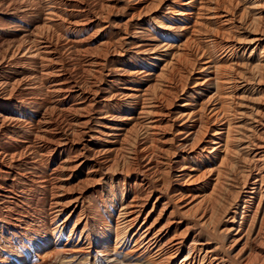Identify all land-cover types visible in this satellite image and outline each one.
I'll return each instance as SVG.
<instances>
[{
    "label": "bare ground",
    "instance_id": "6f19581e",
    "mask_svg": "<svg viewBox=\"0 0 264 264\" xmlns=\"http://www.w3.org/2000/svg\"><path fill=\"white\" fill-rule=\"evenodd\" d=\"M81 1L27 2L37 7L36 20L23 23L21 40L0 44V137L17 146L9 151L0 147V177L12 174L11 162L24 160L45 171L33 181L38 190L49 185L54 190L48 236L18 244L8 260L0 253V264H32L51 254L78 210L79 196L64 203L58 198L63 183L83 177L90 186L118 168L141 173L137 190L126 184L119 200H113L120 205L119 221L108 229L120 254L136 258V264H264V0H142L145 11L166 10L158 22L131 34L149 67L112 70L107 55L91 53L76 38L109 9L111 0H98L96 13ZM75 2L91 13L85 23L74 10L80 7L70 5ZM123 31L128 34L127 24ZM145 35L150 37L143 40ZM121 41L120 36L102 46L120 47ZM68 55L86 59L80 67L90 77L85 85L70 84L65 77L62 62ZM26 63L34 70L19 67ZM11 69L14 76H4ZM113 78L120 84L113 94L126 105L120 109L103 106L111 101L104 98V82ZM23 95L41 111L21 110ZM55 118L66 124V132L55 131ZM10 130H25L36 143L12 140ZM69 134L98 144L82 146L75 154ZM11 182L0 183V199H13ZM66 210L68 215L55 224ZM79 212L65 246L77 236L79 252L87 255L91 238ZM196 227L204 234L195 233ZM17 228L24 239L27 227ZM190 237L197 247L177 262ZM105 240L102 245L110 244V238Z\"/></svg>",
    "mask_w": 264,
    "mask_h": 264
},
{
    "label": "rangeland",
    "instance_id": "374dc122",
    "mask_svg": "<svg viewBox=\"0 0 264 264\" xmlns=\"http://www.w3.org/2000/svg\"><path fill=\"white\" fill-rule=\"evenodd\" d=\"M23 1V2H21ZM0 0V44L1 43H6L7 41L11 42L13 40H21L22 39V33H21V26H23V23H30L33 21H35L38 16V9L34 4H29L32 0ZM83 1V0H82ZM81 1V3L83 4V7L85 8V4H86V10H89V12H91V10L93 9L92 13H96L99 11L98 9V4L97 1L98 0H84L83 2ZM129 0H111L109 3V9L108 10H104L103 14L101 15V17H98L93 23V25H90L88 27H85L83 30L85 31H81V35L78 34V36H76L77 40L81 39V46L82 48L91 50V53H95L96 51H98L99 55L102 57L103 55H107L106 57V61L107 62V68L108 70H112V69H117L119 68H124V66H131L132 68H137V69H146L148 68L149 64L145 61L144 59V55L143 53H141L140 49H135L134 46V42L131 37L133 35V32L139 31L141 29H146L148 28L150 24V22H158L160 20V17H162L160 14H162L161 12L166 11V10H159L157 8L152 7L151 10L147 9L145 11V9L142 8V0H130L129 2H127ZM172 0H170L169 2H171ZM25 2V3H24ZM28 2V3H27ZM22 3V5L20 4ZM113 3V5L111 4ZM131 3V5L129 4ZM19 4V5H18ZM23 4H25L23 6ZM78 6L80 7L79 9H74L79 11L78 15V20L81 23H85L86 19L88 16H90V14H88V12L85 11V9L82 8L81 5H78L77 2L75 3H71L70 5ZM96 5V6H95ZM116 5V6H115ZM138 5V6H137ZM17 6V10L16 7ZM31 9H29V7ZM112 6V7H111ZM115 6V8L113 7ZM14 7V8H13ZM19 7V8H18ZM127 7H129L127 9ZM139 9L142 8V9ZM24 9V11L22 9ZM71 8V7H70ZM96 11H95V9ZM135 8V9H134ZM36 11H35V10ZM81 9V10H80ZM137 9V10H136ZM31 10V11H30ZM134 10V11H133ZM143 10V11H142ZM83 11V12H82ZM106 11V12H105ZM131 13H130V12ZM137 11V12H136ZM150 11V12H149ZM34 12V13H33ZM36 12V14H35ZM85 12V13H84ZM128 12V13H127ZM140 12V13H139ZM18 13V14H17ZM23 15H22V14ZM27 13V14H26ZM130 13V14H129ZM133 13V14H132ZM160 13V14H159ZM29 14V15H28ZM31 14V16H30ZM144 14V15H143ZM158 14V15H157ZM28 15V16H27ZM105 15V16H104ZM107 15V16H106ZM109 15V17H108ZM135 15V16H134ZM139 15V16H138ZM142 15V16H141ZM24 16V17H22ZM80 16V17H79ZM138 16V17H137ZM30 17V18H29ZM83 17V18H81ZM104 17V18H103ZM108 17V18H106ZM129 17V18H128ZM154 17V18H153ZM156 17V18H155ZM159 17V18H158ZM26 18V19H25ZM29 18V19H28ZM80 18V19H79ZM106 18V19H105ZM23 19V20H22ZM28 19V20H27ZM83 19V20H82ZM104 19V20H103ZM108 19V20H107ZM157 19V20H156ZM33 20V21H32ZM107 20V21H106ZM131 20V21H130ZM141 20V21H140ZM20 21V22H19ZM127 22V23H126ZM20 23V24H19ZM127 24V29H128V36L124 34L123 31V27L124 24ZM142 23V24H141ZM31 24V23H30ZM141 24V25H140ZM129 25V26H128ZM114 26V27H113ZM116 26V27H115ZM119 26V27H117ZM123 26V27H122ZM108 27V28H107ZM122 27V28H121ZM139 27V28H138ZM144 27V28H143ZM90 30H89V29ZM101 30H100V29ZM118 28V29H117ZM135 28V29H134ZM96 29V30H95ZM138 29V30H137ZM232 29V28H231ZM99 30V31H98ZM116 30V31H115ZM234 30V29H233ZM20 32V33H19ZM84 32V33H83ZM97 32V33H95ZM108 32V33H107ZM122 32V33H121ZM234 32V31H233ZM100 33V34H99ZM102 33V34H101ZM106 34V35H105ZM17 35V36H16ZM114 35V36H113ZM113 36V37H112ZM121 36V45L120 48L119 46H115L112 47L111 45H113V42H115L117 40V38L119 39ZM147 36V37H146ZM8 37V38H7ZM13 37V38H12ZM84 37V38H83ZM88 37V38H87ZM109 37V39H108ZM150 36L145 35L142 37L143 40H146L147 38H149ZM87 40H86V39ZM90 38V39H89ZM94 38V39H93ZM124 38H126L124 40ZM8 39V40H7ZM111 39V40H110ZM86 40V41H85ZM107 40V41H106ZM110 40V41H109ZM124 40V41H123ZM5 41V42H4ZM105 42V44H111L110 47L108 46L107 48H105L104 46H102ZM100 42V43H99ZM84 43V44H83ZM91 43V44H90ZM95 44V45H94ZM101 46L104 48H99ZM85 45V46H84ZM87 45V46H86ZM99 47H98V46ZM126 45V46H125ZM97 46V47H95ZM125 46V47H124ZM128 47V48H127ZM132 47V48H131ZM98 48V49H97ZM111 48V49H110ZM115 49V50H114ZM117 49V50H116ZM121 49V50H119ZM131 49V50H129ZM102 51V53L100 52ZM116 51V52H115ZM121 51V53H120ZM138 51V52H137ZM140 51V52H139ZM105 52V53H104ZM97 53V54H98ZM117 53V54H116ZM132 53V54H130ZM141 53V54H140ZM112 54V55H111ZM127 54V55H126ZM85 55V54H82ZM119 55V56H118ZM131 55V56H130ZM139 55V56H138ZM109 56V57H108ZM114 56V57H113ZM73 57V56H72ZM70 55H68V57L65 56V58H63V69H64V74L65 77L68 79V82L70 84L75 85L77 83L80 85H85L87 81L90 80L89 76H86V74L82 71V66L85 64V58L83 57H77L74 59V57L72 58ZM137 57V58H136ZM69 58L70 61H69ZM109 58V59H108ZM112 60H111V59ZM134 58V59H133ZM141 58V59H139ZM143 58V60H142ZM73 59V60H72ZM75 60V61H74ZM126 62H125V61ZM142 62H141V61ZM81 61V62H80ZM118 61V62H117ZM132 61V62H131ZM136 61V62H135ZM68 62V63H67ZM76 62V63H75ZM111 62V63H109ZM128 62V63H127ZM66 63V64H65ZM135 63V64H134ZM113 64V65H112ZM122 64V65H121ZM138 64V66H137ZM24 65V64H23ZM20 64V68L25 69L26 71H30V70H34L33 66L30 64H25V66H23ZM143 65V66H142ZM29 66V67H26ZM147 66V67H146ZM31 67V68H30ZM81 67V68H80ZM30 68V69H29ZM28 69V70H27ZM11 70H5L4 71V76L7 77H12L14 76V71ZM13 72V73H12ZM67 74H66V73ZM82 73V74H81ZM82 78V79H81ZM77 80V81H76ZM107 80L104 82V84L106 86H104L105 88V97L106 99L109 100L110 97V102H102L101 104H103L104 107H106V105L109 104V109H117V108H122L126 105H122L121 100L118 98V96H115L114 94L116 93V90L118 87H120L119 83L117 81H115L116 79H112L109 81H112L111 83L108 82ZM74 81V82H73ZM80 81V82H79ZM86 81V82H85ZM85 82V83H84ZM111 84V85H110ZM108 86V87H107ZM117 87V88H116ZM107 91V92H106ZM109 91V92H108ZM114 91V92H111ZM108 93V95H107ZM114 93V94H113ZM112 94V95H111ZM107 95V96H106ZM114 96V97H112ZM21 96H19L20 98ZM114 99H112V98ZM24 98V99H23ZM28 97L27 96H22L20 100L21 102V106L20 109L21 110H27L28 112H34V111H41V109L37 110L33 104H27L28 101H26ZM23 99V100H22ZM105 99V100H106ZM28 100V99H27ZM116 100V101H115ZM117 102V103H116ZM111 104V105H110ZM16 107L18 105H15ZM25 106V107H24ZM113 106V107H112ZM15 107V108H16ZM19 108V107H17ZM33 108V110H32ZM31 109V110H30ZM30 110V111H29ZM27 117V116H26ZM29 118V116H28ZM55 123L56 128L55 131H61V132H66V124L61 121L60 119L55 118ZM61 121V122H60ZM64 125H63V124ZM60 126V127H59ZM63 131H62V130ZM11 131V132H10ZM9 131V137L12 140H16L18 139V142H20L21 138V142H26V141H30L31 143H36L35 141H33V136H31L30 134H27L25 132V130H10ZM18 131V132H17ZM14 132V133H13ZM22 132V133H21ZM26 134V135H24ZM14 135V136H13ZM15 135H17L15 137ZM30 135V136H29ZM69 134V138L73 141L72 142V147H76L74 150V152H76L75 154L79 153V149L83 146V147H95L97 146L98 142L96 141H91L88 140L87 136L83 137L82 139L80 137H78L76 134ZM12 136V137H11ZM4 137H0V147H2L4 150L9 151L10 147H17L15 146V144L10 143L8 145V142L5 141V139H3ZM20 138V139H19ZM28 138V139H27ZM26 139V140H25ZM76 141V142H75ZM80 141V142H79ZM78 142V143H77ZM82 143V144H81ZM84 144V145H83ZM8 146V147H7ZM24 161V160H23ZM21 161H14L11 162V165H13V172L11 175L9 176H1L0 177V183L4 182L5 179H7L8 181H12V184H9V190H12V193L10 194L11 198H13L12 200L9 199H0V253L1 256H3V258H5L6 260L10 259L13 257V251L15 252L16 247H18V244L23 243L26 244V242H30V243H34L38 240V237H43L44 236H48V231H45L47 229V227L49 226L48 224L50 223V217H49V209L48 207L50 206L51 203V194H54V190L52 189V191L50 190L52 187L51 185L48 186V190H43V189H39L36 187L37 185L34 184V182L43 177L45 175V171L43 170V168L41 167H36V166H31L29 164H27L26 162ZM22 162V164H21ZM13 163V164H12ZM26 163V164H25ZM26 165V167L24 166ZM28 165V166H27ZM15 166V167H14ZM24 167V168H23ZM29 167V169H28ZM34 167V168H33ZM15 168V169H14ZM31 171V172H28ZM38 169V170H37ZM17 172V173H16ZM23 172V174H22ZM42 172V173H41ZM19 173L21 175H19ZM32 175H30V174ZM115 173V174H114ZM121 173V174H120ZM125 175H124V174ZM140 172H138L137 170H134L133 173L132 172H128L126 169L124 168H118L117 170L111 171L109 173H107L106 175H104L103 179L95 182L94 184H86L85 183V178L83 177H79L75 180H72V182H64L62 185V191L59 195V199L62 203L64 202H68L74 198H77L79 196V200H78V210L76 211L75 214H71L70 217L68 218V221L66 223V225H64V229L61 233L62 237L60 240V243L58 244V246L51 251V254H47L45 256V258L41 261H38L37 263H32V264H44L48 263V264H134V262L136 261V258L130 260L131 258L129 257H125L124 254H120L119 248H117V246L114 243V239H115V235L110 231L109 232V226L113 227L115 225V223L117 221H119L118 218V210L120 208V205L118 202H116L117 200H119V197H121V193L123 192L125 188L126 184H129L131 186V189H136L139 188V178H140ZM24 175V176H23ZM26 175V176H25ZM29 175V176H27ZM37 175H41L40 177ZM112 175V176H111ZM128 175V176H127ZM17 176V177H16ZM19 176V177H18ZM111 176V177H110ZM10 179H9V178ZM33 177V178H32ZM2 178V179H1ZM38 178V179H37ZM129 178V179H128ZM16 179V180H15ZM22 179V180H21ZM29 179V180H28ZM36 179V180H35ZM81 179V180H80ZM79 180V181H77ZM84 180V181H83ZM106 180V182H105ZM110 180V181H109ZM30 181V182H29ZM34 181V182H33ZM112 181V182H111ZM21 182V183H20ZM23 182V184H22ZM28 182V183H26ZM75 182V183H74ZM78 182V185L77 183ZM80 182V183H79ZM136 182V183H135ZM14 183V184H13ZM18 183V184H17ZM69 183V184H67ZM74 183V184H73ZM99 183V184H98ZM105 183V184H104ZM107 183V184H106ZM118 183V184H117ZM122 183V184H121ZM124 183V184H123ZM23 186H22V185ZM73 184V185H72ZM81 184V185H80ZM88 186H85V185ZM117 184V185H115ZM133 184V185H132ZM137 184V185H136ZM12 185V186H11ZM30 185L33 187H30ZM75 185V186H74ZM77 185V186H76ZM84 185V186H83ZM110 185V186H109ZM120 185V186H119ZM123 185V186H122ZM136 185V186H135ZM67 186V187H65ZM74 190H71V188ZM73 186V187H72ZM83 186V187H82ZM93 186V187H92ZM133 186V187H132ZM77 187V189H76ZM108 187V188H107ZM116 187V189H115ZM15 188V190H14ZM21 188V189H20ZM50 188V189H49ZM68 188V189H67ZM105 189V190H103ZM17 193H15V192ZM34 191V192H33ZM44 191H46L44 193ZM51 191V192H50ZM68 191V193H67ZM72 191V192H71ZM14 192V193H13ZM38 192V193H37ZM49 192V194H48ZM80 192V193H79ZM102 192V193H101ZM111 192V193H110ZM119 192V193H118ZM37 193V194H36ZM40 193V194H39ZM64 193V194H63ZM114 193V194H113ZM44 194V195H42ZM77 194V195H76ZM13 195V196H12ZM47 195V196H46ZM76 195V196H75ZM85 195V196H84ZM45 196V197H44ZM20 197V198H19ZM67 197V199H66ZM85 197V198H84ZM103 197V198H102ZM118 197V198H117ZM15 198V199H14ZM19 198V199H18ZM45 198V199H44ZM70 200H69V199ZM84 198V199H83ZM48 199V200H47ZM83 199V200H82ZM64 200V201H63ZM111 200H116L111 202ZM21 201V202H20ZM45 201V203H44ZM50 201V202H49ZM13 202V203H10ZM82 202V203H81ZM4 203V204H3ZM20 203V204H19ZM98 203V204H97ZM11 204V205H10ZM48 204V205H47ZM113 204V205H112ZM118 204V205H117ZM4 205V206H3ZM7 205V206H6ZM19 205V206H18ZM45 205V206H44ZM81 205V207H80ZM116 206V207H115ZM10 210H9V208ZM16 207V208H15ZM84 209H83V208ZM98 207V208H97ZM12 208V209H11ZM19 208V209H18ZM86 208V209H85ZM104 208V209H103ZM107 208V209H106ZM88 209V210H87ZM13 210V211H12ZM99 210V211H98ZM113 210V211H112ZM115 210V211H114ZM24 211V212H23ZM79 211H83V216L86 218L87 220V231L89 232L90 238H91V249L89 250V254H82L81 252H79V247L76 246L77 244V236H74L73 239L70 240V244L66 245L67 243V239L69 236V232L71 231V227L75 224L76 219H78L79 217ZM85 211V212H84ZM8 212V213H7ZM27 212V213H26ZM79 212V213H78ZM101 212V213H100ZM16 213V214H15ZM47 213V214H46ZM69 213V210H66L65 212L62 213L61 217L58 218L55 222V224H59L60 221L63 220V218H65ZM87 213V214H86ZM99 215H98V214ZM5 214V215H4ZM46 214V215H45ZM95 214V215H94ZM3 215V216H2ZM18 215V216H17ZM21 215V216H20ZM90 217H89V216ZM94 215V216H93ZM113 215V216H111ZM8 216V218L6 217ZM45 217V218H44ZM102 217V218H100ZM106 217V218H105ZM92 218V219H91ZM7 219V220H5ZM10 219V221H9ZM48 219V220H47ZM5 220V221H4ZM20 220V221H19ZM25 220V221H24ZM103 223H102V221ZM33 221V222H32ZM49 221V222H48ZM95 221V222H94ZM9 222V223H8ZM35 222V223H34ZM45 222V223H44ZM108 222V223H107ZM17 223V224H16ZM20 225H19V224ZM28 223V224H27ZM32 223V224H31ZM42 223V224H41ZM102 223V224H101ZM16 224V225H15ZM37 224V225H36ZM92 224V225H91ZM106 224V225H104ZM19 225V226H18ZM36 225V226H35ZM42 225V226H41ZM46 225V226H45ZM90 225V226H89ZM13 226V227H12ZM92 226V227H91ZM20 227L22 229H25V227H27L25 229V231H23L24 233H26L27 236H25V238H20L18 237V228ZM29 227V228H28ZM102 227V228H101ZM107 227V228H106ZM6 228V229H5ZM38 228V229H37ZM91 228V229H90ZM17 229V230H16ZM70 229V230H69ZM48 230V229H47ZM92 230V231H91ZM14 231V232H13ZM195 233L197 234H204V232L196 227L195 228ZM3 232V233H2ZM13 232V234H12ZM28 232V233H27ZM41 232V233H40ZM102 232V233H101ZM112 233V235H111ZM97 234V235H96ZM40 235V236H39ZM12 236V237H11ZM17 236V237H16ZM101 238H100V237ZM7 237V238H6ZM27 237V238H26ZM97 237V238H96ZM110 238L111 242L108 245H102V243H106L105 238ZM203 237V236H202ZM20 238V239H18ZM29 238V239H28ZM12 239V240H11ZM102 239V240H101ZM10 240V241H9ZM8 241V242H7ZM19 241V242H18ZM100 241V242H99ZM191 241V242H190ZM66 242V243H65ZM76 242V244H75ZM98 242V244H97ZM102 242V243H101ZM196 242V243H195ZM198 241H194L191 239V237L188 240L186 249H184V251L179 255L177 262H180V260H183L184 257L188 254L189 249H193L197 247V243ZM11 243V244H10ZM104 243V244H105ZM191 243V244H190ZM16 244V246H15ZM61 244V245H60ZM103 247H102V246ZM110 245V246H109ZM115 245V247H114ZM102 247V248H99ZM131 245H127L126 250L130 249ZM68 247V248H67ZM78 247V248H77ZM96 247H98V249H96ZM193 247V248H192ZM61 248V249H60ZM65 248V249H64ZM111 248V249H110ZM115 248V249H114ZM67 249V250H66ZM95 249V250H94ZM109 249V250H108ZM65 250V251H64ZM101 251V253H96L95 251ZM102 250L107 254H105L104 252H102ZM116 250V251H115ZM6 251V252H5ZM109 251V252H108ZM113 251V252H112ZM187 251V254H186ZM79 252V253H78ZM112 252V253H111ZM118 252V253H116ZM3 253V254H2ZM55 253V254H54ZM64 253V255H63ZM72 253V254H71ZM96 253V254H95ZM6 254V255H5ZM101 254V256L99 255ZM104 254V255H102ZM117 254V255H116ZM60 256V257H59ZM103 256V257H102ZM50 257V258H49ZM59 257V258H58ZM62 257V258H61ZM102 257V258H101ZM50 260H49V259ZM115 258V259H114ZM55 259V260H54ZM59 259V260H58ZM106 259V260H105ZM46 260V261H45ZM57 260V261H56ZM51 261V262H50ZM56 261V262H55ZM129 261V262H128ZM84 262V263H83ZM126 262V263H125ZM131 262V263H130ZM142 263L140 264H144V261H140ZM31 264V263H30ZM136 264V262H135Z\"/></svg>",
    "mask_w": 264,
    "mask_h": 264
}]
</instances>
